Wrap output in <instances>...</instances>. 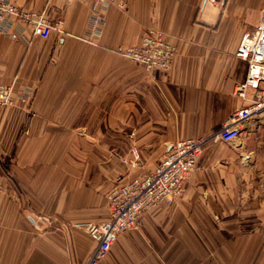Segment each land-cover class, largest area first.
<instances>
[{
  "label": "crops",
  "instance_id": "1",
  "mask_svg": "<svg viewBox=\"0 0 264 264\" xmlns=\"http://www.w3.org/2000/svg\"><path fill=\"white\" fill-rule=\"evenodd\" d=\"M11 1L62 23L47 38L0 37V85L31 92L0 108V264H85V227L108 219L114 187L197 138L181 197L146 211L98 264H264V115L232 143L213 137L243 106L235 53L264 25V0H111L99 34L88 3ZM150 28L176 49L166 70L117 53Z\"/></svg>",
  "mask_w": 264,
  "mask_h": 264
},
{
  "label": "built area",
  "instance_id": "2",
  "mask_svg": "<svg viewBox=\"0 0 264 264\" xmlns=\"http://www.w3.org/2000/svg\"><path fill=\"white\" fill-rule=\"evenodd\" d=\"M74 1L90 4L87 25L92 33L99 34L111 0ZM61 23L60 19L48 18L44 11L23 10L11 0H0V37L19 36L23 27H28L32 36L47 38L51 31L59 30ZM117 53L147 71H155L170 67L176 49L165 41L160 31L150 28L137 45L120 49ZM235 56L246 63L245 79L234 89L235 97L243 102V106L213 134L214 139L222 143H232L238 137L241 123L264 115V25L241 37ZM30 95L27 89L0 85V108L14 106L16 102L27 103ZM206 142V138L178 140L152 170L130 177L114 187L107 197L108 219L85 227L96 243L85 264H98L120 233L138 229L144 213L150 208L170 204L181 197L185 181L193 172Z\"/></svg>",
  "mask_w": 264,
  "mask_h": 264
},
{
  "label": "rangeland",
  "instance_id": "3",
  "mask_svg": "<svg viewBox=\"0 0 264 264\" xmlns=\"http://www.w3.org/2000/svg\"><path fill=\"white\" fill-rule=\"evenodd\" d=\"M162 34H163V33H162ZM218 129H219V128H218ZM218 129H217V130H218ZM217 130H216V131H217ZM216 131H215V132H216ZM119 162L122 163L123 165H126L125 163L130 164V165L133 164L132 161H119ZM135 162H137V161H135ZM135 165H136V164H134V166H135ZM134 168H135V167H134ZM135 169H136V168H135ZM148 171H150V170H144V172H148ZM144 172H142V173H144ZM126 175H127V174H126ZM135 175H136V174H135Z\"/></svg>",
  "mask_w": 264,
  "mask_h": 264
}]
</instances>
